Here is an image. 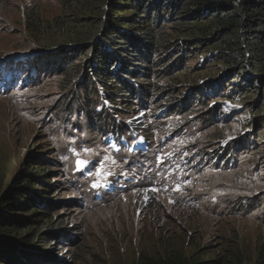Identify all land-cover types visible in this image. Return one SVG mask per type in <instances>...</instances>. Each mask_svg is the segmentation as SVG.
Instances as JSON below:
<instances>
[{
  "label": "trees",
  "instance_id": "1",
  "mask_svg": "<svg viewBox=\"0 0 264 264\" xmlns=\"http://www.w3.org/2000/svg\"><path fill=\"white\" fill-rule=\"evenodd\" d=\"M56 1L61 14L52 24L35 7H24L22 25L32 45L46 43L44 37L62 41L51 39L54 46L0 59L4 87L57 77L60 98L53 117L85 124L91 141H116L133 131L147 135L148 101L157 109L156 120L196 114L205 125L223 107L237 104L254 121V135L216 159L225 165L236 149L245 152L253 143L256 150L261 147L257 159L264 164V110L253 114L258 105L264 108V0ZM249 123L245 119L243 126L252 130ZM78 130L74 126L67 133ZM45 144L16 163L6 181L0 173V264H67L53 252L79 239L71 212L80 205L51 196L68 186L52 178L61 177L63 169L57 145ZM190 224V252L177 251L179 239L172 237L161 257L118 264H244L237 236L201 240L200 224ZM252 264H264V238Z\"/></svg>",
  "mask_w": 264,
  "mask_h": 264
},
{
  "label": "rangeland",
  "instance_id": "2",
  "mask_svg": "<svg viewBox=\"0 0 264 264\" xmlns=\"http://www.w3.org/2000/svg\"><path fill=\"white\" fill-rule=\"evenodd\" d=\"M24 7H35L41 19L51 24L61 14L56 0H0V59L36 46L44 49L55 45L52 37H44L46 43L30 44L22 25ZM193 65L189 64L190 69ZM9 77L5 75V80ZM58 82L57 77L50 76L45 83L28 85L23 81L9 89L0 81L3 180L11 177L16 163L29 151L44 150L40 143L57 145L63 175L52 178L65 180L68 188L51 196L58 202L75 199L80 205L76 212L70 210L79 239L64 245L66 251L53 252L56 258L67 264H118L138 256L157 258L169 250L172 237L179 239L176 250L188 253L192 242L187 238L194 236L188 221H192V225L200 224L201 240L237 236L244 264H252L256 245L264 238V164L257 159L261 147L256 150L250 142L247 151L236 149L225 165L216 159L218 152L236 148L254 135L255 123L250 115L244 116V108L237 104L223 107L215 121L205 125L196 114L156 120L157 109L148 101L144 107L148 110L147 135L133 131L116 141L102 137L91 141L94 136L85 124L53 117L60 98ZM252 99L253 94L248 102ZM263 110L258 105L253 114ZM245 119L250 120L252 130L243 126ZM74 126L80 130L67 133ZM85 148L92 150L86 158L93 164L111 158L105 168L111 173L107 188L92 187L95 176L86 174L95 170L92 165L76 170L73 150L83 156ZM153 188L158 191H151ZM260 202L263 204L259 206ZM240 206L247 208L239 212Z\"/></svg>",
  "mask_w": 264,
  "mask_h": 264
},
{
  "label": "snow or ice",
  "instance_id": "3",
  "mask_svg": "<svg viewBox=\"0 0 264 264\" xmlns=\"http://www.w3.org/2000/svg\"><path fill=\"white\" fill-rule=\"evenodd\" d=\"M73 152H74V155L76 156L75 167L77 171H83L85 169H89V165H92V167L95 169L94 171L89 169V171L86 173L88 175L95 176V180L92 184V187L98 190L107 188L108 187V176L111 175V173L109 171H106L105 168H106V161H108L111 158L104 157L101 160H99L96 164H93L90 158H86L92 152L91 149L85 148L83 150L84 152L83 156L81 155V153L75 152V150H73ZM111 162L114 164L115 160H112ZM176 190L178 191L179 187H177ZM151 191L156 192L158 190L153 188L151 189Z\"/></svg>",
  "mask_w": 264,
  "mask_h": 264
}]
</instances>
